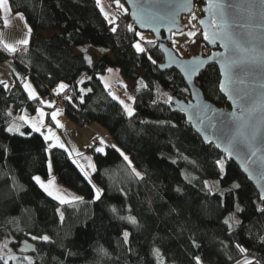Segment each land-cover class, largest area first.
<instances>
[{"label":"trees","instance_id":"obj_1","mask_svg":"<svg viewBox=\"0 0 264 264\" xmlns=\"http://www.w3.org/2000/svg\"><path fill=\"white\" fill-rule=\"evenodd\" d=\"M9 2L13 13L25 15L32 32L27 51L21 46L12 54L0 46V64L8 65L15 79L10 92L0 85V244L6 242L19 253L22 241L29 239L36 246L31 253L34 264H157V248L164 264H196V256L202 264H236L245 256L253 264H264V213L258 211L264 202L233 160L225 161L221 179L215 162L225 156L203 141L184 112L164 103V94L187 101L191 93L179 72L161 67L159 40H153L155 47L147 43L146 53H138L133 45L140 30L129 10L112 7L116 24L109 25L96 0ZM129 24L135 32L128 30ZM196 33L190 46L194 54L209 48L203 31ZM168 43L172 46L171 40ZM88 53L94 57L91 64ZM112 68L121 70L135 97L131 118L101 79ZM22 77L32 79L40 99L28 97ZM220 80L218 67L209 65L196 83L207 99L228 107ZM61 82L68 85L59 94L68 116L79 125H102L131 161L111 145L104 146L106 154L93 155L94 179L103 190L99 200L73 158L59 147L50 150L54 173L83 201L60 205L49 197L32 177H49L50 140L30 125L21 127L24 135L7 131L18 123L15 115L24 108L35 110L40 100H52ZM47 118L51 122L49 113ZM214 182L218 183L213 187ZM234 183L240 188H232ZM237 204L243 212L236 211ZM232 214L240 224L230 219V228L224 220ZM127 216L135 217L137 224L120 218ZM124 231L131 234L128 243L123 241ZM43 235L51 242L31 239ZM237 244L247 253H240ZM5 261L3 257L0 264Z\"/></svg>","mask_w":264,"mask_h":264},{"label":"snow or ice","instance_id":"obj_2","mask_svg":"<svg viewBox=\"0 0 264 264\" xmlns=\"http://www.w3.org/2000/svg\"><path fill=\"white\" fill-rule=\"evenodd\" d=\"M97 4L101 3V0H96ZM115 3L118 8L123 9L125 13H127V9L124 8L123 4L120 3V0H115ZM135 6V5H134ZM182 8H187L188 11L191 13V19L196 20L197 17L195 16V12L193 11L194 5L192 4V0H185V3L182 5ZM101 12L104 13L105 18L108 20L109 25H115L116 20L111 18L109 13L106 12L101 6ZM0 11L5 13L3 20L5 27L9 26V19L8 13L11 11V6L9 0H0ZM205 11L210 12L211 18L209 21L200 20L199 23L204 24L205 28L202 33L203 38L208 40L212 43H215L217 40L223 43V47L225 48V53L223 54L224 59L221 62V67L223 69V80L219 83V89L227 94L228 99H230L235 105L238 111H233L227 114L223 119L219 121V123L215 122L214 117L215 113L209 115L212 111L208 108L207 105H200L197 104L195 107L198 109V113L196 115L197 120L203 124L205 120L208 121L209 126L214 129V134L217 135V140L220 141L216 143V147L220 148L223 147V151L226 153L225 160H217L215 163L219 167V172L221 175V179L225 174V161L227 159H231L233 156L241 159L244 165V171L249 174V177L252 178L254 175L258 176L260 180H264V156L260 157L259 159H253L257 157V144L264 143V138H258L256 134V127L258 123H264V100L257 101L256 95L254 90L248 88H241L238 85H242L244 83L243 80L239 78V73L242 71H253L256 64L264 65V52L257 53L256 48L254 45V29L259 24L260 26H264V0H259V5L255 2V0H248L245 4H228L226 0H208V7ZM242 13H246L242 19H237V17H241ZM132 17L139 23L140 27H148L151 25L153 16H143L139 12L134 11L131 13ZM17 16L25 22L27 26L26 18L23 16L22 13H17ZM165 19H170L175 22V14L169 13L165 17ZM128 30L135 32V29L131 24L128 26ZM195 27V25H193ZM112 32L117 31V27L113 26L111 28ZM169 31H172L169 28ZM32 29L30 26H27V37L24 39H20L16 42V44L12 43H3V48L8 51L9 53L15 54L18 51V46H23L24 50L27 51V46L30 43ZM136 36L140 38V40H144V35L140 32H135ZM188 37H194L197 35L195 31H189L187 33ZM2 43V42H0ZM148 44L155 47V42L152 40L147 41ZM177 42L173 41L175 45ZM134 48L138 53H146L147 49L142 46V44L137 41L134 45ZM160 47H163L161 44ZM87 51L86 49L84 50ZM88 63L91 64V58L86 57ZM148 59L152 61L153 64L156 63L155 60L152 59L151 55L148 56ZM204 61H190L182 66V71L184 76L187 78L188 83H192L193 75H196L200 72L201 66L203 65ZM169 65H161V67H167ZM109 72H112V69H108ZM103 80L104 77H101ZM21 83L23 85L24 90L27 92L28 97L33 100L40 99L38 93L34 89L33 85L28 81L26 77L21 78ZM0 85H3L5 89L9 87V85L4 81L0 80ZM108 86L107 83L105 85ZM126 87V86H125ZM146 87V86H145ZM68 88V85L61 82L56 89L57 95L63 92L65 89ZM84 91V89H81ZM87 91H91V89H87ZM184 92L188 91V88L185 87L183 89ZM113 96V99L119 101V103L123 106V110L126 112L128 117H132L135 114V108L126 103L124 100H121L119 97L115 96L114 93H110ZM166 97L164 99V103L167 105H172L174 100L171 95L164 94ZM68 100H71L70 96L65 97ZM83 97H81V100ZM128 99L135 102L134 96H129ZM42 104H47L48 106H53L52 102H47L40 100ZM178 103V102H177ZM181 111H187V109L181 108ZM39 112L40 120L36 123H32L27 116H21L20 120L27 121L31 124V127L34 131L41 133L44 135V139L52 140L54 143L48 146V150L53 148H61L68 151L66 146L60 141L59 137L55 135L51 127L47 128V134L45 135L42 132V127H44V120L46 113L42 109L37 110ZM58 111H53L51 113V119L56 122L57 126L63 127L60 121L57 119ZM10 115V113H9ZM192 119V116H189V120ZM249 128L252 129L250 134H246L243 129ZM7 131L9 133H16L19 132L20 135H24L23 132H20V126L16 123L11 124ZM209 143L213 141L209 139V137H205ZM105 141L101 138L100 139V146L96 147L94 151L106 154L105 153ZM113 149L120 153L121 156L125 160L131 163L129 157L123 153V151L117 148L116 145H111ZM77 157H82L84 160L88 162L87 169L91 170V173L96 172V165L92 163V157L84 156L79 151H76ZM73 153L68 151V156L72 157ZM73 163L77 166L83 176L88 180V183L92 185V188L95 190V199L99 200L102 195V189L97 187L96 184L92 182L90 172L86 170L85 166L80 162L78 159H73ZM256 165L258 167V173H253L251 170V166ZM52 164L51 160L49 159L48 162V169L51 171ZM133 172L135 175L140 177L141 174L133 168ZM142 178V177H141ZM187 178V177H186ZM32 180L42 189L49 197L57 200L60 205H73L77 202H82L83 197L76 196L68 193L61 192L58 188L55 187L54 179L48 180L45 182L39 175H34ZM218 183V182H217ZM204 185L208 188V191L211 193L213 192V188L208 186V182L205 181ZM232 188L239 189L240 184L234 183ZM262 190L260 193V199L264 200V184L261 186ZM218 191V189H216ZM231 191V190H229ZM223 195V192L220 193ZM113 213L116 212V209H112ZM236 211L243 212V209L236 205ZM259 212L264 213V208H259ZM59 213V220L61 223L64 221V214L57 209ZM121 219L128 220L131 224L136 225L137 220L135 217L127 216V217H120ZM230 219L234 221L236 225L240 224V221L235 220V215L229 219L224 220V224L228 225L230 228L232 224H230ZM130 233L128 231L123 232V241L124 243L129 242ZM32 240H42L45 243L51 242V238L48 235L43 236H32ZM3 247H7L5 243ZM237 249L240 253L246 254L247 249L242 247L241 245H236ZM103 251V250H101ZM154 255L157 259V264H164V261L161 259V252L160 249L154 250ZM3 259V257H0ZM18 257L15 255H9L8 260H17ZM27 260V264H34L32 257L28 256L24 258ZM196 264H202V260L199 256L195 258ZM7 264V261H5ZM23 264V261L20 262ZM236 264H253V261L248 259L245 256L243 261L238 260Z\"/></svg>","mask_w":264,"mask_h":264},{"label":"water","instance_id":"obj_3","mask_svg":"<svg viewBox=\"0 0 264 264\" xmlns=\"http://www.w3.org/2000/svg\"><path fill=\"white\" fill-rule=\"evenodd\" d=\"M130 16L133 20V24L137 25L139 30L150 32L154 35V37L159 40V48L164 55V62L162 65H169L167 67H162L163 69L168 70H176L181 74L185 83L189 87L191 98L189 100H177L174 99L173 106L177 111H181V108L187 109L184 112L186 116L187 122L192 126L194 131L203 139L206 144H213L216 146V143L220 141L217 140V135L214 134V129L209 126L207 120L203 124H201L196 115L198 113V109L195 105H207L212 111L209 113H215L214 120L215 122L219 123L221 119H223L227 114L238 111L235 105H233L232 101L228 99L227 94L222 92L221 93L226 97L227 102L229 103L228 107H221L216 103L210 101L205 97L203 90L197 85L196 79L200 75L202 71H204L209 65H216L220 71L221 80H223V69L221 67V62L224 59L223 54L225 53V48L223 47V43L217 40L215 43H212L208 40H205V44L212 48V50L208 53H203L200 51L196 54L191 56L182 57L180 56L177 51L169 45L172 38L173 32H180L187 28V25L183 22L184 16H189L191 13L188 11L187 8H182V5L185 3V0H124ZM248 0H226L228 4H245ZM255 2L259 5V0H255ZM197 3H200L203 15L199 18L200 20L209 21L211 18V13L205 11L208 7V0H192V4L194 5L193 11H195V7ZM135 5V6H134ZM137 11L143 16H153L155 17L148 27H140L139 23L132 17L131 13ZM175 14V22L173 23L170 19H165L164 17L169 14ZM246 16V13H242L241 17H237V19H242ZM201 30L204 31L205 25L199 23ZM169 28L172 31H169ZM163 47H160V45ZM257 53L264 52V26H260L259 24L254 29V45H253ZM204 61L203 65L201 66L200 72L192 77V83H188L187 78L184 76L182 66L190 61ZM239 78L244 81L242 85H238L241 88H248L254 90L256 95L257 101L264 100V65L256 64L254 70L249 71H242L239 73ZM178 102V103H177ZM192 116V119L189 120V116ZM243 131L246 134H250L252 129L245 128ZM258 138H264V123H258L255 129ZM209 137L213 142L209 143L205 137ZM258 152L257 157L253 159H259L260 157L264 156V143L257 144ZM222 154L226 157V153L223 151V147L218 148ZM229 160V159H228ZM241 169L242 173L248 178V180L253 184V186L258 191L259 195L261 193V186L264 184V180H260L258 176H253L252 178L249 177V174L244 171V165L241 159L233 156L231 158ZM251 170L253 173H258V167L256 165L251 166ZM264 202V200H262ZM18 252L21 254H31L36 252V246L34 242L30 241L29 239H25L22 241L20 246L18 247Z\"/></svg>","mask_w":264,"mask_h":264},{"label":"rangeland","instance_id":"obj_4","mask_svg":"<svg viewBox=\"0 0 264 264\" xmlns=\"http://www.w3.org/2000/svg\"><path fill=\"white\" fill-rule=\"evenodd\" d=\"M120 3L123 4L124 8H126L128 10V7H127L124 0H120ZM101 6H103L104 10L106 12H108L110 17L113 19H115V11L112 9V7H114L118 11H123V9H120L117 7L115 0H101L100 7ZM201 11H202L201 5H200V3H197V5L195 7V11H194L197 19L192 20L191 15L184 16L183 22L185 25H187V28L184 29L183 31L172 33V38H171L172 47L176 51H179L180 54H185V56L179 54L182 57H187L186 55L189 54L190 52H191V55L194 54V52L192 51V48L190 47L194 41V37H188L187 33L189 31L197 32L201 29L199 22H198L200 15H201ZM1 14L4 17L5 13L1 12ZM11 15L13 17H11V18L8 17L9 26H7V27H5V25H4V20L3 19L0 20V39L2 36H4V38H8L10 40V43L16 44V42L18 40L24 39L27 37V35H28L27 34V26H29V24H28L27 19H26V22H27V26H26L25 22L22 21L17 16V13L12 12ZM23 16L25 17L24 14H23ZM193 25H195V27H193ZM1 29H6V31H1ZM139 32L144 35L145 39L140 40V38H139L137 41H139L143 47L147 48V41L148 40L153 41L155 39V37L150 32H145V31H141V30ZM173 41H176L177 43L174 45ZM20 47L21 46H18V49H20ZM182 47H184V49H182ZM101 49L99 48L98 50H96L97 54H99V52L102 51ZM87 56L91 58V61L94 59L92 54H89ZM4 67H5L7 72L10 71V76H11L13 73L12 69L6 64L4 65ZM112 70H113L112 72H108L106 75L103 76L104 77L103 82L105 84L107 83V85H108L107 88L110 90V93H114L115 96L119 97L121 100H124L126 103H129L133 106V102L128 99L129 96H132V93L128 90V88L125 87V80H124V76H123L121 70L118 68H112ZM12 76L14 79V75H12ZM28 81L33 85L34 89L38 93V96H40L38 90L36 89V87L32 81V79L29 78ZM14 82H15V79H14ZM43 101L52 102V104H53V101L50 99H43ZM38 109H42L46 113L45 117L43 118L44 127H42V132L46 135L47 134V128L51 127L53 132L55 133V135L59 137L60 141L66 146L68 151H71L72 153H76V151H81V150L87 149L88 153H90L91 155H94V153L90 152V145L92 144V142L95 138H96V140H99V141L102 138L105 141V145H111L112 144V145H116L117 148L121 149L114 142V140L112 139L108 130L105 129L102 125H100L98 123H93L91 125H88V124L78 125L75 121H72L71 118L67 115V113L64 109V105L59 107V108H57V107L50 108V106H48L47 104L38 105L35 110H31L30 108H27L26 112L22 116H27L28 119L32 123H36L40 120L39 112L37 111ZM48 111L51 113L53 111H58L59 114L57 116V119L60 121V123L63 125V127L57 126V124H53L52 122H49V120L47 118ZM18 121L21 124L22 120H18ZM19 123H17V124L19 125ZM23 125H30L31 126V124L28 123L27 121H23ZM90 137H91V139H90ZM50 143L52 144V143H54V141L50 140ZM48 151H49V159L51 160V164H52V168L50 171V177L44 178L40 175L39 176L45 182H47L48 180L54 179V184H55L56 188H58L61 192L67 191L68 193H72L74 195L77 194L80 196V194L77 191H75V190H73L67 186H63V184H60L59 180L57 178H55V173H54V169H53V163H52V159H51V155H50V150H48ZM123 153L125 155H127L124 151H123ZM129 160H130V158H129ZM216 184L217 183L214 182L211 184V186L214 187ZM236 220L239 221V218L236 217ZM232 226H233V224H232ZM5 243L6 242L0 244V256L5 257V259L8 263L20 264V262L23 261V264H27V260L24 259L25 257L30 256L33 259L32 254H20V253L14 252L12 250V248L7 243H6L7 247L6 248L3 247V245ZM9 255H15L16 257H18V259L17 260H8Z\"/></svg>","mask_w":264,"mask_h":264},{"label":"crops","instance_id":"obj_5","mask_svg":"<svg viewBox=\"0 0 264 264\" xmlns=\"http://www.w3.org/2000/svg\"><path fill=\"white\" fill-rule=\"evenodd\" d=\"M1 12H2V11H0V13H1ZM11 13H12V11H10V13L7 14L8 17H10V18L13 17V16L11 15ZM13 19H14V18H13ZM1 31H6V29H1ZM0 42H2V43H0V46L3 47V46H2L3 43H10V40H9L8 38H4V36H2L1 39H0ZM26 110H27V107L24 108L21 112H19L18 114L15 115V117L17 118V119H16L17 121L20 120V117L26 112ZM48 113H49V115H50V120H51V122H52L53 124H56V122L53 121V120L51 119V112L48 111ZM67 115H68V114H67ZM71 120H72V119H71ZM72 121H73V120H72ZM18 123H19V121H18ZM78 125H79V124H78ZM19 126H20V129H21V127L23 126V121H21V124L19 123ZM90 139H91V137H90ZM111 145H112V144H111ZM66 152L68 153V151H66ZM79 152L82 153L84 156H90V157H92V163L95 164L93 155H91L90 153H88L87 149H86V150H81V151H79ZM71 158L80 160V162L85 166L86 170H88V171L90 172L92 182H93L94 184L97 185V183L95 182V179H94V173H91V170H90V169H87V164H88V162H87L86 160H84L82 157H77L75 153H73V155H72ZM49 177H50V171H49ZM53 178H54V177H53ZM55 178H57L56 175H55ZM60 184H61V183H60ZM63 186H64V185H63ZM55 187H56V186H55ZM97 187H99V186L97 185ZM64 193H68V192H67V191H64ZM68 194H72V193H68ZM72 195H74V194H72ZM76 196H79V195L76 194Z\"/></svg>","mask_w":264,"mask_h":264},{"label":"built area","instance_id":"obj_6","mask_svg":"<svg viewBox=\"0 0 264 264\" xmlns=\"http://www.w3.org/2000/svg\"><path fill=\"white\" fill-rule=\"evenodd\" d=\"M1 19H3V16L0 13V20ZM182 49H184V47H182ZM4 65L5 64H0V68L1 67H4ZM8 73H10V71ZM12 75H13V73H12ZM12 75L10 76V79L9 80L7 78L1 77V75H0V80H4L9 85V87L6 89L8 92L12 91V89L14 88V85H15V82H14V79H13V76ZM52 100H53L54 106L57 107V108H59V107H61V106L64 105L63 98L60 95H57V94H54L53 93V99ZM98 146H100V141L99 140H96V138H95L93 140L92 144L90 145V152L95 154L96 151H94V149L96 147H98ZM260 208H263V207H260Z\"/></svg>","mask_w":264,"mask_h":264},{"label":"bare ground","instance_id":"obj_7","mask_svg":"<svg viewBox=\"0 0 264 264\" xmlns=\"http://www.w3.org/2000/svg\"><path fill=\"white\" fill-rule=\"evenodd\" d=\"M0 75L3 78H7L8 80L10 79V73H8L4 67L0 68Z\"/></svg>","mask_w":264,"mask_h":264},{"label":"flooded vegetation","instance_id":"obj_8","mask_svg":"<svg viewBox=\"0 0 264 264\" xmlns=\"http://www.w3.org/2000/svg\"><path fill=\"white\" fill-rule=\"evenodd\" d=\"M211 50H212V48H210V47L209 48H204L203 49V53L206 54V53L210 52Z\"/></svg>","mask_w":264,"mask_h":264}]
</instances>
